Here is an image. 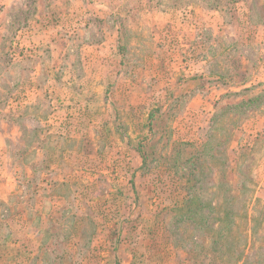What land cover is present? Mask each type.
Returning <instances> with one entry per match:
<instances>
[{"label":"rangeland","instance_id":"obj_1","mask_svg":"<svg viewBox=\"0 0 264 264\" xmlns=\"http://www.w3.org/2000/svg\"><path fill=\"white\" fill-rule=\"evenodd\" d=\"M0 264H264V0H0Z\"/></svg>","mask_w":264,"mask_h":264},{"label":"crops","instance_id":"obj_2","mask_svg":"<svg viewBox=\"0 0 264 264\" xmlns=\"http://www.w3.org/2000/svg\"><path fill=\"white\" fill-rule=\"evenodd\" d=\"M46 49H47V48H46ZM28 50H29V49H26L25 51L28 52ZM31 50H32V51H33V50H36V47H30V52H31ZM43 66H46V64L43 63V62H38V63H37V69H38V71H39L37 78L40 77L39 74L41 73ZM69 70H70V68H69ZM52 116H54V115H52Z\"/></svg>","mask_w":264,"mask_h":264}]
</instances>
